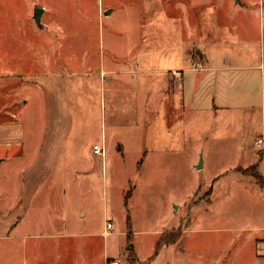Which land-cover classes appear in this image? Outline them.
<instances>
[{"label": "rangeland", "instance_id": "1", "mask_svg": "<svg viewBox=\"0 0 264 264\" xmlns=\"http://www.w3.org/2000/svg\"><path fill=\"white\" fill-rule=\"evenodd\" d=\"M173 1L177 24L156 18L165 0H0V264H264V189L245 175L262 158L264 181V106L193 116L170 73L238 42L264 66V0Z\"/></svg>", "mask_w": 264, "mask_h": 264}, {"label": "crops", "instance_id": "2", "mask_svg": "<svg viewBox=\"0 0 264 264\" xmlns=\"http://www.w3.org/2000/svg\"><path fill=\"white\" fill-rule=\"evenodd\" d=\"M165 3L168 7L166 13H161L156 18L176 20L175 24H177L178 17L170 12L171 7L175 5L174 1L165 0ZM248 12L251 11H235L234 15L237 19L247 20ZM262 13L264 11L260 13V18L264 20ZM233 19L235 20V18ZM250 27L251 24L247 22L244 29L240 28V31L251 33ZM248 44L238 42L229 45L237 49L238 56L228 55L229 46H226V49H221L224 45L216 46L212 50H205L204 53L199 52L194 58L188 51L182 54V68H174L170 73L173 75L172 78L177 81L178 79L174 76H180V100L184 110L187 108L193 116L210 117L217 123H224L225 119L235 112L249 113V116L259 113L260 106H264V74L259 75L256 71L264 73V66L263 63L258 67L252 63L254 61H252ZM241 48L245 49L243 54H240ZM159 51L162 52V49ZM178 94L179 92L176 91H165L157 95L156 99L161 100L160 108H169L170 113L165 111L166 118L171 115L172 96L174 95V99H176ZM140 106H142L141 109L144 108L143 104H138L139 109ZM174 114L175 116L177 114L176 104L174 105ZM206 121L211 125L207 119ZM261 139L264 141V136ZM151 157V154L147 155V162L152 160ZM153 157L165 159L170 156L167 153H160ZM26 216L27 214L19 220L18 225L24 221Z\"/></svg>", "mask_w": 264, "mask_h": 264}, {"label": "trees", "instance_id": "3", "mask_svg": "<svg viewBox=\"0 0 264 264\" xmlns=\"http://www.w3.org/2000/svg\"><path fill=\"white\" fill-rule=\"evenodd\" d=\"M263 159H259V165L262 163ZM259 165H256L247 171H245V175L248 177H251L252 179L255 180L259 188L262 190L264 189V181L262 177H259L257 174V170L259 169ZM130 196V193L128 194L127 198ZM181 239V235H172V237H167L165 234L161 236L160 243L158 244V247L161 246H170V245H175L179 242Z\"/></svg>", "mask_w": 264, "mask_h": 264}, {"label": "water", "instance_id": "4", "mask_svg": "<svg viewBox=\"0 0 264 264\" xmlns=\"http://www.w3.org/2000/svg\"><path fill=\"white\" fill-rule=\"evenodd\" d=\"M234 1H235V5H238V6L240 5V1L239 0H234ZM44 13H45V11L42 10V9H35L34 15H33V21H34V23L42 31L45 30V27L42 25V18L44 16ZM0 164H1V162H0ZM201 168L202 167H201V164H200V166L197 167L196 169H201Z\"/></svg>", "mask_w": 264, "mask_h": 264}, {"label": "built area", "instance_id": "5", "mask_svg": "<svg viewBox=\"0 0 264 264\" xmlns=\"http://www.w3.org/2000/svg\"><path fill=\"white\" fill-rule=\"evenodd\" d=\"M263 144V142L262 141H258L257 142V146H261ZM93 155L95 156V157H102V158H104V150L103 149H100V148H98V147H94V149H93ZM110 230H112V226L111 225H107V231H110ZM112 264H118V263H112Z\"/></svg>", "mask_w": 264, "mask_h": 264}]
</instances>
